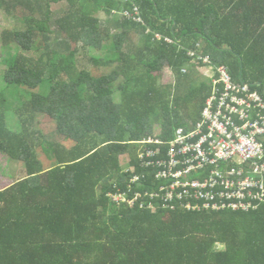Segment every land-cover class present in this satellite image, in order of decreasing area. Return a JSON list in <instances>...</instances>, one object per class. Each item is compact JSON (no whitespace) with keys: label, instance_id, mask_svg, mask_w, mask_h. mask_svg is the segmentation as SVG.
I'll return each mask as SVG.
<instances>
[{"label":"trees","instance_id":"trees-1","mask_svg":"<svg viewBox=\"0 0 264 264\" xmlns=\"http://www.w3.org/2000/svg\"><path fill=\"white\" fill-rule=\"evenodd\" d=\"M241 2L0 0L17 22L1 37L11 53L0 60V154L27 170L0 191V264H264V203L198 212L159 201L154 208L119 205L110 196L148 174L141 151L156 146L143 142H171L201 120L214 82L191 52L264 94V82H254L264 68L256 69L263 78L251 77L235 61ZM90 49L101 53L82 64L78 54ZM166 68L172 84L163 83ZM42 85L47 94L36 93ZM10 89L20 100L15 130L4 94ZM41 116L57 124L63 141L48 138ZM146 178L134 192L160 186Z\"/></svg>","mask_w":264,"mask_h":264},{"label":"built area","instance_id":"built-area-1","mask_svg":"<svg viewBox=\"0 0 264 264\" xmlns=\"http://www.w3.org/2000/svg\"><path fill=\"white\" fill-rule=\"evenodd\" d=\"M191 56L214 74L213 95L192 130L179 129L171 142L150 138L140 158L148 172L135 175L128 191L110 196L119 205L154 208L156 201L171 209L190 211H251L264 203V94L210 56ZM150 177L153 190L134 192ZM158 182V183H157Z\"/></svg>","mask_w":264,"mask_h":264},{"label":"rangeland","instance_id":"rangeland-1","mask_svg":"<svg viewBox=\"0 0 264 264\" xmlns=\"http://www.w3.org/2000/svg\"><path fill=\"white\" fill-rule=\"evenodd\" d=\"M63 6L62 4L60 5H55L53 7L54 10V14L56 15V18H59L60 16L63 15ZM103 19H105V15L101 14L100 15ZM17 24L16 20L14 18L9 17L3 10H0V60L7 58V56H9V51L4 50L3 48V44L1 41V37H2V33L5 29H11L13 28L15 25ZM113 33H115L113 31ZM133 39L134 42L136 43L138 41V37L136 35H133ZM101 53V52H100ZM100 53L95 52V50H89V51H83L81 50L80 53L78 54V59L80 61H84L82 64L86 63V61L90 58V55H99ZM41 53H33L32 55L35 56H39ZM87 64V63H86ZM81 68V67H80ZM218 68L217 64H216V69ZM6 69V67L4 65L0 64V92L4 91L5 87V83L3 81L2 78V74L3 71ZM79 70V69H78ZM203 72L207 77H210L212 79V75L214 74L213 68L212 66H207V67H203ZM176 80L173 72L169 69L166 68L165 69V75L163 77V83L164 84H172L174 83ZM120 82L117 83V86L119 85ZM16 90L15 89H10L7 90L6 92H4V94L7 97V101L9 103V110L13 112L14 115V124H9L11 127V129L15 130L16 126L18 125V114L15 115V110L20 106V100L19 98L17 99L15 94ZM49 91V86L47 85H42L40 88H38L36 90V93H42V94H47ZM116 100L117 102H120L122 99V95L120 92H117L116 95ZM24 101V100H23ZM39 120L41 122H43L41 129L44 133H46V135L48 136V138H50V140L53 142L55 141H63L64 139L61 138L58 134H56V129H57V124L53 121H51V123H44L46 119H44V117H40ZM155 136L159 137L160 135H162V127L157 126L155 128ZM144 142L142 147H144ZM142 152V151H141ZM123 160V164L127 165L130 161H131V157L129 155H125L122 158ZM27 176V170L26 167L24 166V164L22 163H18L13 161L10 157L6 156V155H2L0 154V191L2 190H6L10 187H12L17 181L22 180L23 178H25Z\"/></svg>","mask_w":264,"mask_h":264},{"label":"crops","instance_id":"crops-1","mask_svg":"<svg viewBox=\"0 0 264 264\" xmlns=\"http://www.w3.org/2000/svg\"><path fill=\"white\" fill-rule=\"evenodd\" d=\"M235 18L234 14L233 19ZM238 19L242 21L233 27L237 39L234 47L237 51L235 61L241 62L244 68L248 67V75L251 77L263 78L256 74V69L264 68V0H242ZM254 82L262 84L264 79Z\"/></svg>","mask_w":264,"mask_h":264}]
</instances>
